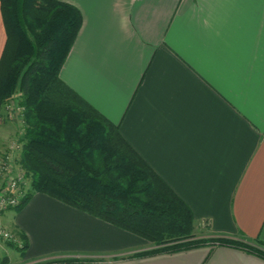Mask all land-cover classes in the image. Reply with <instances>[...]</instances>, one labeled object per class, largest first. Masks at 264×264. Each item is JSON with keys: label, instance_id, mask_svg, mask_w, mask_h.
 <instances>
[{"label": "crops", "instance_id": "0c3cea01", "mask_svg": "<svg viewBox=\"0 0 264 264\" xmlns=\"http://www.w3.org/2000/svg\"><path fill=\"white\" fill-rule=\"evenodd\" d=\"M61 1L83 17L61 78L188 204L198 237L264 243V0ZM6 40L0 2V58ZM0 226L27 242L1 240L5 264H264L234 245L137 255L153 244L39 191Z\"/></svg>", "mask_w": 264, "mask_h": 264}, {"label": "trees", "instance_id": "16d2710c", "mask_svg": "<svg viewBox=\"0 0 264 264\" xmlns=\"http://www.w3.org/2000/svg\"><path fill=\"white\" fill-rule=\"evenodd\" d=\"M7 40L0 58L1 106L22 92L26 129L18 160L35 191L132 231L153 244L149 255L200 245H234L264 257L258 245L227 237H198L188 204L138 154L113 123L60 76L82 26L61 0H0ZM10 209V208H8ZM18 234V233H17ZM23 251L27 247L19 234ZM65 258L53 262H80ZM7 258H1L5 264Z\"/></svg>", "mask_w": 264, "mask_h": 264}, {"label": "built area", "instance_id": "2783aa9c", "mask_svg": "<svg viewBox=\"0 0 264 264\" xmlns=\"http://www.w3.org/2000/svg\"><path fill=\"white\" fill-rule=\"evenodd\" d=\"M21 147L20 139L15 140L0 159V211L17 206L31 192L30 178L16 157ZM0 238L23 247V241L16 232L0 228Z\"/></svg>", "mask_w": 264, "mask_h": 264}, {"label": "rangeland", "instance_id": "374dc122", "mask_svg": "<svg viewBox=\"0 0 264 264\" xmlns=\"http://www.w3.org/2000/svg\"><path fill=\"white\" fill-rule=\"evenodd\" d=\"M22 92L20 90H15V92L10 96L7 97L4 103L1 106V113H0V159L2 154L8 149L9 146L15 141L20 139L25 134V121L23 118V109L21 107V100H22ZM21 150L17 153V160L20 159ZM33 191L31 186V178L29 184V190ZM6 210V209H5ZM4 211L1 210L0 213ZM0 228H2L0 226ZM7 230L5 228H2ZM10 231V230H7ZM13 232V231H12ZM4 242L5 244L10 245L9 240H4L0 238V241Z\"/></svg>", "mask_w": 264, "mask_h": 264}]
</instances>
